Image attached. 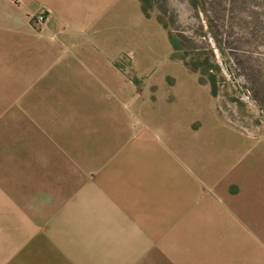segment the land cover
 Returning a JSON list of instances; mask_svg holds the SVG:
<instances>
[{"label":"crops","instance_id":"0c3cea01","mask_svg":"<svg viewBox=\"0 0 264 264\" xmlns=\"http://www.w3.org/2000/svg\"><path fill=\"white\" fill-rule=\"evenodd\" d=\"M0 4L13 22L18 21L12 33L30 32L29 20L43 8L50 15L44 39L59 41L61 34H68L63 24L70 23L72 34L82 36L84 45L95 42L88 36L90 28L97 30L93 38L110 42L104 28L110 0ZM15 52L13 47L11 54V44L0 43V98L22 97L19 113L30 122L18 136H11V158H0V264H144L138 257L109 255V244L118 242L123 251L148 252L156 245L168 251L171 236L177 240L175 249L185 237L188 264H195L192 257L210 250L207 242L213 239L232 241L239 230L256 237L249 222L261 223L264 214L254 202L263 206L264 194L254 200L250 171L241 173L246 181H239L231 173L216 178L206 167L197 169L192 158H178L134 126L129 128L132 96L112 97L110 77L67 78L47 69L45 49L39 60L30 49L24 64H16ZM105 60L91 59L89 64ZM94 79L100 84L94 85ZM96 94L108 101L95 111L88 102L69 110L43 101L94 100ZM58 111L63 112L60 117ZM111 114L124 128L106 151ZM95 130L100 134L96 147ZM140 241L147 243L141 246ZM149 264L172 263L161 257Z\"/></svg>","mask_w":264,"mask_h":264},{"label":"rangeland","instance_id":"374dc122","mask_svg":"<svg viewBox=\"0 0 264 264\" xmlns=\"http://www.w3.org/2000/svg\"><path fill=\"white\" fill-rule=\"evenodd\" d=\"M110 2L104 26L110 33L109 43L93 38L97 30L90 28L88 36L95 42L84 45L82 36L79 39L72 34L74 27L70 23L63 24L68 34H61L59 41L44 39L50 15L43 8L29 20L30 32L12 33L18 21L13 22L1 4L0 43L11 44V54L15 48L16 64L28 63L26 54L30 49L39 60L40 50L45 49L44 58L52 64L47 69L54 74H66L67 78L80 74L79 78L85 80L88 76L110 77L112 97L132 96L128 99L129 128L134 126L139 134L178 158H192L197 169L206 167L216 178L231 173L243 181L241 173L250 171L251 194L254 200L258 199L264 194V0ZM42 13L46 17L43 24L38 19ZM169 36L181 42L177 55L198 72L188 70L184 61L172 58L175 51ZM103 58L105 63L89 64L91 59ZM201 73L205 80L215 83V97L210 85L199 82ZM98 84L95 80L94 85ZM94 96V100L43 101L49 107L69 110L88 106L87 102L94 111L107 106L108 99ZM24 101L22 97L0 98V158H11V136H18L29 125L30 120L25 119L29 116L19 113ZM211 106L221 122L242 136L223 126ZM59 113L63 112L58 111L60 117ZM47 117L51 118V114ZM110 117L113 127L105 130L110 135L106 151L115 146L124 128L118 116ZM98 135L95 130L94 147ZM254 203L264 214V204ZM259 220L261 223L249 222L256 237H246L239 230L232 241L213 239L207 242L210 250L192 257L195 264H264V216ZM116 243L109 244V255L138 257L144 264L161 257L172 264L173 260L175 264H188L190 258L184 236L176 249L177 240L171 236L168 251L159 245L148 252L123 251L122 245ZM138 243L142 246L147 242Z\"/></svg>","mask_w":264,"mask_h":264},{"label":"trees","instance_id":"16d2710c","mask_svg":"<svg viewBox=\"0 0 264 264\" xmlns=\"http://www.w3.org/2000/svg\"><path fill=\"white\" fill-rule=\"evenodd\" d=\"M145 11V10H144ZM146 12V11H145ZM162 23V22H161ZM169 41H170V43H171V46H172V48H173V50L175 51L174 52V54H173V56H172V58L173 59H179V60H182V61H184V65H185V67L188 69V70H191V71H193V72H198V70L195 68V67H193L192 65H190L189 63H187L186 61H185V59H184V57H180V56H178L177 55V53H178V51H179V47H180V41H177L176 39H174V38H172V36H169ZM218 42V45H219V47H221L220 46V42L219 41H217ZM202 74V73H201ZM204 74H202V76H201V78H200V80H199V82L201 83V84H203V85H210V87H211V94H212V96H216V88H215V83L214 82H211V80H205L204 78Z\"/></svg>","mask_w":264,"mask_h":264},{"label":"built area","instance_id":"2783aa9c","mask_svg":"<svg viewBox=\"0 0 264 264\" xmlns=\"http://www.w3.org/2000/svg\"><path fill=\"white\" fill-rule=\"evenodd\" d=\"M38 19H39V23L41 24H43L46 21V17L43 13L39 16Z\"/></svg>","mask_w":264,"mask_h":264},{"label":"water","instance_id":"95a60500","mask_svg":"<svg viewBox=\"0 0 264 264\" xmlns=\"http://www.w3.org/2000/svg\"><path fill=\"white\" fill-rule=\"evenodd\" d=\"M232 81L235 82V79L232 78ZM235 86H237L238 90L240 91V93H243L241 88L239 87V85L235 82Z\"/></svg>","mask_w":264,"mask_h":264}]
</instances>
